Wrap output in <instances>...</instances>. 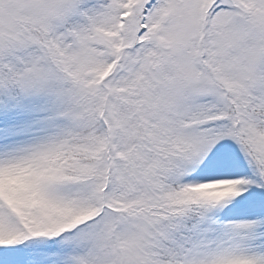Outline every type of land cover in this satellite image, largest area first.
<instances>
[{
	"label": "snow or ice",
	"instance_id": "6c2138e0",
	"mask_svg": "<svg viewBox=\"0 0 264 264\" xmlns=\"http://www.w3.org/2000/svg\"><path fill=\"white\" fill-rule=\"evenodd\" d=\"M0 264H264V0H0Z\"/></svg>",
	"mask_w": 264,
	"mask_h": 264
}]
</instances>
